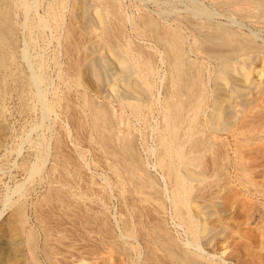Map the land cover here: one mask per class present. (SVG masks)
<instances>
[{
	"label": "rangeland",
	"instance_id": "374dc122",
	"mask_svg": "<svg viewBox=\"0 0 264 264\" xmlns=\"http://www.w3.org/2000/svg\"><path fill=\"white\" fill-rule=\"evenodd\" d=\"M52 1L53 0H23L25 6L23 4L22 8H13V16L11 15V20H14L12 22L15 23L13 25H15L17 28H15V32L18 30L16 33L17 37L15 36V39L17 38L15 48L17 49L14 51V58L16 59H14L15 61L12 69H14L18 74L21 73V75L24 74V76L27 75V77H34L35 75L40 79L36 77L38 80L34 81L35 84L34 82H31L19 90V88L14 87V84L11 82H9L8 85H3L0 76V264H76L74 262H77L81 258H85L83 261L85 260L84 262L86 263L89 262L88 264H95V262L96 264H145V258L150 249L151 254L154 252L152 254L154 258L157 256V260L153 258L154 264H180L166 257L162 250L156 249L150 244V235L148 230L152 224H161V226H164L163 228H165L166 231L169 230V234L175 238L179 246H183L185 250L187 252L190 251L189 253L191 254L196 251L195 253L197 254L195 255L199 256L204 262L205 260L206 263L210 261L207 264H264V215L259 216L254 214L256 210L264 209V128H262L264 127V21L262 18L257 16L254 10H252L253 5L249 2L247 3L244 0L223 5L222 3L220 4L221 0H145L146 2L144 0H115L119 9L118 12L121 15V19L122 16L124 19V21H122V27L125 29H123V34L125 31L123 37L125 38L122 37L123 39L121 38L120 41L122 42V40L125 39L127 43L129 42V46L131 47H139L140 45L142 48H145V51L149 52L153 56V60L155 61V63H153L155 65L154 74L156 73L155 75L153 74V80L155 83H152L151 91L144 86H137L139 82H136L135 85V87H139L142 94L145 93V95H142L143 102H145V104L143 103L145 105V109L143 110H147V119L149 121L144 122L142 117H139L140 119L137 118L138 116L134 117L130 109L128 110L127 107L119 103L121 101L115 98L112 92L113 88H115L114 83H109L114 87L110 85L108 87L107 83L100 82L98 79H96L97 77H95L94 73L92 72L91 68L102 63L99 65L101 67V71L103 69V71H106V73H103V71L102 73L105 75L106 79L108 78L109 82L112 81L113 74L109 75L108 73H113L119 67L125 65V63L120 65V63L123 61H121V57L114 45L107 43L110 45H105L102 47L103 49H101L102 53L104 52L103 55L105 56L106 54L105 61L107 62L110 59L113 61L107 62L109 67H113L112 69L108 67L107 69L109 70H107L106 64L97 58L96 50H99L100 46L98 47L97 44L94 45L95 42L92 43V41H89V44H87L86 41L84 49L87 52L91 51L92 53L88 54H93L95 56L91 55L87 58V60L84 59L85 62L80 59V61H83V64L78 60V58H81L80 56L82 53H78L77 56H75L77 58L79 55L77 58V61H79L77 70L80 69V72L78 71L79 74H77V79H80H78L79 81L76 79L75 75L77 86L75 81L72 80V74L66 73L67 68L64 63H70L71 57L69 62L68 58L66 59L68 54L66 53V50H64V29L68 28L69 25H74L76 27V23H80L81 26L79 27V24H77V28H82L81 23H83V18L81 21L80 18L82 16L80 17V15L82 14H80V0H63L64 7L62 8L63 10L59 20L62 23H55L54 20L50 18L49 3ZM85 3L90 6L89 14L91 16H96L100 13L101 8L99 0H85ZM156 3L157 5H154ZM160 8L163 10V12ZM141 12L144 14H151L150 16H152L161 25L167 27H180V29L183 30L180 31H182L181 33L184 36H186L184 38L187 46V56L197 63L196 65H199V67H197L202 71V80L203 82L205 81L204 85L207 87L205 89L209 93L207 95L208 98L206 99L207 102L205 110L201 116L200 122H203L202 127L204 128H201L202 131L205 132L204 134L207 136H214L215 138H212L216 140V144L214 143L215 146L214 149L212 148L213 150L211 149L206 152V158L204 159L206 175H204V180H202L201 183L207 180V185H200V183L196 185L193 193L194 195L192 197L195 196L194 198L197 197L198 199L195 200L192 198L191 202L189 203L190 205H188V210L190 211L191 209V212L194 211V215H197L196 218L198 217L197 221L199 222V226L195 233L196 238L194 239H198L199 241L191 240L195 235H192L187 229H185L186 227L182 225L181 222H179V219L172 211L173 208L169 198L170 184L168 177L163 173L164 170L161 168V166L157 164L158 152L155 145L156 137L154 135V131L152 132L151 126L155 123L152 121H156L159 117L158 104L156 102L162 97L166 85V79L164 77L166 73V71H164L166 70V61L163 58L162 52L160 51L159 44L152 40V38L141 34L136 29L138 24L137 22H139L144 15ZM189 20H192L193 22L190 23ZM213 21H217L223 25L226 24V26L229 27L231 26V28L233 27V29H238L237 31L244 34L249 33L246 35L251 36L255 42H257V44L259 43V45L263 47H261L259 50L260 52H249L247 55L240 54L239 56L235 57L234 60H232L230 65L228 64V67L226 66V68H223L220 66L224 69L222 70L218 66L219 64L215 59L211 58L210 56H206L207 53L205 54L204 51L202 53L200 49V52L198 49L193 50V46L195 45L197 47V44L199 43V39H197V31L201 27L199 24L203 23L202 25L206 24L208 26L209 22ZM31 22L34 24H31ZM57 25L60 27L58 26V28H56ZM203 27L204 26H202V28ZM95 28L97 31H99L98 27ZM89 45L92 47H89ZM190 46L193 49H191ZM23 51L26 55L23 54ZM114 52H116V54H114ZM115 56L119 59H116ZM75 57L74 59H76ZM92 57L93 60H91ZM89 58L90 61L88 60ZM95 60L98 61L95 62ZM81 64L82 67H80ZM78 75H80V77H78ZM232 76H235V79L234 77L232 78ZM134 79L137 80L138 77L135 75ZM160 79H162L161 82H159ZM71 81L74 82L72 83ZM219 81L222 82L220 83ZM78 82L80 83L78 84ZM224 82L225 85L222 84ZM98 84L100 86L99 88ZM216 86L219 89H217ZM110 87L112 90H110ZM108 92H112L110 94L112 96H110ZM213 93H216V96ZM68 94L70 95L69 99L64 96H69ZM83 94L86 95L84 97L91 98L94 103H98L100 101L101 103H108L110 111L112 109L114 112L113 113L111 111L112 114L116 115L115 118L117 123H119L116 125L118 129L122 125L120 129L125 131L128 125L130 129L129 132H127V135L131 136V131L133 132L136 147L135 150L137 153H139L144 166H146V170H148L147 172H149L148 174L151 175L150 178H152L153 182L157 184H155V186H159V188H157L160 191V199L156 193L155 197L146 200L147 202L153 201L151 204H149L150 202L147 203L145 201V203L144 200H141V198H139L140 195L131 189L132 184L123 180L125 178V174L117 173L116 170L112 169L111 164L108 162L109 159L102 153L103 151L101 150L100 146L98 147L99 143L94 139H88V127L85 124L87 118H83L87 116L86 113L88 111L83 106V100L80 99V97H83ZM108 95L110 97H108ZM156 95H158V97ZM62 96L65 97L64 100ZM62 101L64 102V105L66 104V106H61V104H63ZM68 102H75L78 104L79 108H77V105H74L75 103H73V105L76 108L72 104L71 106L73 108L71 106L67 107ZM148 104H150L149 107ZM227 106L229 107L228 109ZM62 107H67L65 109L66 111ZM221 107L222 109L220 110ZM78 109H80L79 112H83V115L78 112ZM224 110H230L231 112H225ZM76 111L78 112V115H75ZM220 112H225V116H223V118H219L218 113ZM73 114L78 116V118H81L82 116V118H74ZM79 114L81 115L80 117ZM72 116L73 118H71ZM221 118L222 120L218 122ZM82 119L84 120L82 126H86L85 130H82L84 128L80 129L82 124H80V122ZM120 119L122 122H120ZM76 120L77 122H75V124L73 121ZM239 120H247V124H255H252L253 126L250 124L249 126H251V128L247 127V129H249L247 131L244 129V127H242V124L245 125L246 123L242 121L240 122ZM221 122L223 123L220 124ZM77 125L79 127H77ZM258 125L262 126L259 127ZM74 126L77 130L79 129L77 133L82 134L85 132L82 134L83 136L76 134V129ZM240 127L244 130H241ZM253 127L254 129L257 127V129L254 130ZM246 133L250 134L247 135ZM259 133L261 138L258 135ZM256 136L259 138L257 139ZM89 140L92 141L89 142ZM91 142L93 144H90ZM217 143H220V145ZM97 147L100 149V152ZM59 148V153L61 154L62 152L64 156H61L63 154H57V149ZM216 152L217 154L214 156L213 153ZM224 154H226L227 157L226 155L224 156ZM57 155L61 157L66 156L65 158L68 160L63 158V161L62 158L59 159V156ZM207 155H210V158H208ZM222 155L225 158H221V160L220 157H223ZM56 159L57 161L59 160V163L55 161ZM227 161L228 164H226ZM56 162L59 166L61 164L64 166H56ZM67 162H69L70 165ZM213 162L214 164L220 163L218 166L219 168L217 167V164L216 166L213 165ZM222 162H224L225 166ZM212 165L213 167L211 169L210 167ZM64 167L67 169L74 168L77 169V171L79 170V177H71V169V172L68 171L67 174V179H70L71 181L64 179L61 180V174V177H59V174L55 169H64ZM50 169L55 171V173ZM60 171L61 169L59 170V173ZM212 171H216L215 174H212ZM50 173L51 176L48 177ZM54 174H57L58 179H56L57 177ZM53 176L56 177L54 178L56 181L58 180L57 182L59 184L55 182V179H52ZM120 176L122 178H120ZM217 176L219 180L216 182ZM117 177L119 181H117L118 179L116 180ZM221 177H223V179ZM72 178L75 181H72ZM51 179L53 181L50 183ZM210 179L213 180V182H210ZM66 181H68L70 184H68ZM76 181L77 183H75ZM115 181L116 183L120 182L119 184L121 185L117 186ZM122 181H124L126 184ZM209 182L212 183V186H210ZM60 184L67 190V196L72 193L70 196L75 203L72 204L73 206L75 205L81 208H84V206L85 208H90L92 206L91 210L94 212L95 217L97 216L99 220L96 217L94 218L93 222H90L89 224H83V222L79 219L76 220L73 216H69V211L65 209V206H58L56 202L44 201V198L48 195V192L51 190V188H54L53 186H60ZM213 184H216L214 185V188H212ZM73 186L75 187L73 188ZM201 186L203 188L206 187V190L204 189L205 191L200 192V190H203ZM197 190L200 193L197 192ZM68 191L71 192L69 193ZM75 192L76 194H74ZM133 192L136 193V196ZM198 193L200 195L202 193L201 198L203 199H200ZM193 200H195V202ZM40 202H42V204ZM88 204L92 205L89 206ZM155 205L158 206V208H156ZM40 208H44V212ZM45 209L48 211L46 212ZM45 213L46 215H49L48 221L44 223H47L46 226L47 228L49 227V231L50 228H54V232L51 229L50 232L53 233H50L49 236L55 234V237L54 235L53 237L50 236V243L54 242V244L51 243V245H54L55 249H53L54 247L52 246L51 249H48L49 247L47 248V246H45V241L48 244L49 240H46L44 227L41 226L44 225V223H40V219H38L40 214ZM37 214H39V216ZM54 215H56V217ZM49 217L52 219L56 227L50 225L53 223L50 222L51 220H49ZM141 218L143 222H141ZM73 219L76 224L72 221ZM154 220L155 222H153ZM139 221L144 224L142 225ZM48 223L51 227L48 225ZM126 225L130 227L134 225L135 227L133 226V228L135 230L132 231L133 228L131 227L132 230L127 233L125 231ZM143 226L145 228H143ZM103 227L105 230L107 229L106 232H104ZM56 230L59 232V234ZM56 232L57 235H60L61 233V236H63V238H61L62 243H59L61 240L59 241V236L56 237ZM133 232H135L134 235L131 234ZM62 233H65V236ZM98 240L100 242H98ZM197 245L199 247H196ZM56 246L58 248H56ZM195 247L198 248L200 252ZM66 249H68L69 252ZM152 249L154 250L152 251ZM54 250L57 251L54 252ZM58 250L60 251V255ZM91 250H93V253L89 255Z\"/></svg>",
	"mask_w": 264,
	"mask_h": 264
},
{
	"label": "bare ground",
	"instance_id": "6f19581e",
	"mask_svg": "<svg viewBox=\"0 0 264 264\" xmlns=\"http://www.w3.org/2000/svg\"><path fill=\"white\" fill-rule=\"evenodd\" d=\"M98 1V0H97ZM100 1V8H101V11L98 15H94V16H91L89 14V7L86 3H85V0H80L79 1V5H80V20L82 21V18H83V23H81L82 25V28H77V24H79V27L80 26V23H76V27L74 25H69L68 28L64 29L65 32H64V41H65V47H64V50H66V53L69 55H67L66 59L68 58V60L70 59L71 57V62L69 60L70 63H64V65L66 66L67 68V71L66 73L68 74H72L73 78L72 80L75 81V75H76V79H77V74L78 71L80 72V69H78V65H79V61L80 59H82L84 61L87 60L88 57H90L91 55L93 54H88V53H92L91 51L90 52H87L85 49H84V45H85V42L87 41V44H89L88 42L89 41H92L95 42V44L98 45V47L100 46V49L99 50H96L97 51V58L99 60H101V62H104L106 64V69L109 67V65L107 64L108 61H111V59L109 57L110 60H108L107 62L105 61V56L103 55L102 53V50L103 49L102 47H104L105 45H114L116 47V50L118 51V54L120 55L121 57V61H123L122 63H120V65L124 64V66H121L119 67L117 70H115L113 73L112 72H109L108 74L111 75L113 74V77H112V81L109 82L108 81V78L106 79L105 75L103 74L104 72L106 73V71H101V67L99 65L96 66V67H93L94 64H93V68L92 69V72L94 73L95 77H97L96 79H98L100 82H105L108 84V87H109V83L115 85V88H112L110 90H112L113 92V95L115 96L116 99H118L119 103H121L123 106L127 107L128 110L130 109L132 115L135 116H138L137 118L139 117H142V119H144L143 121L144 122H148L149 120L147 119V113L146 111H144L143 109H145V102H143V96L142 95H145V93L142 94L141 90L139 89L140 85L141 86H144L145 88L149 89L151 91V85L152 83L154 82L153 80V76L156 74H154V64L155 61L153 60V56L145 51L144 49L145 48H142L140 45L139 47H131L129 46V42L127 43L124 40H122V42L120 41L121 38L123 37V35L125 34V31H124V34H123V27H122V21H124L123 19V16H122V19H121V15L119 14L118 12V6H117V3L115 0H99ZM143 1V0H142ZM145 1V0H144ZM194 1V0H193ZM198 1V0H196ZM242 1V0H241ZM246 1L247 3H251L253 5V9L255 11V13L257 14V16H259L260 18L263 19L264 21V0H244ZM146 2V1H145ZM157 2V1H156ZM170 2V1H169ZM235 2H240V0H221L220 1V4L222 3L223 4H228V3H235ZM23 4L25 6V3H23V0H0V76H1V80H2V83L3 85L6 84L8 85L9 82H11L12 84H14V87H17L19 88V90L21 88H24L25 86H27L29 83L31 82H34L40 78H38V76H30V77H27L18 73L15 72L14 69H12L13 67V64H14V51H16L15 49V45H16V40L17 38L15 39V36L17 35V31L15 32V28L16 26L13 25L15 23H13L12 21L14 20H11V15L13 16L12 14V10L13 8H22L23 7ZM127 4V3H126ZM181 4V3H180ZM50 7H49V14H50V18H52L54 20V22H61L59 21L60 18H61V14H62V8L64 7L63 5V0H53L51 3H49ZM48 5V6H49ZM141 5V4H140ZM154 5H157L154 4ZM171 5V4H170ZM221 5V6H222ZM230 5V4H229ZM15 6V7H13ZM139 6V5H138ZM146 7V6H145ZM144 7V8H145ZM156 7V6H155ZM187 7V6H186ZM48 8V7H47ZM147 8V7H146ZM190 8V7H189ZM197 8V7H196ZM200 8V7H199ZM161 9V8H160ZM194 9V8H193ZM192 9V10H193ZM146 10V9H145ZM150 10V9H149ZM162 10V9H161ZM168 10V9H167ZM171 10V8H170ZM191 10V11H192ZM196 10V9H195ZM200 10V9H199ZM48 11V10H47ZM92 11V10H90ZM140 11V10H139ZM153 11V10H152ZM19 12V11H18ZM163 12V10H162ZM25 13V11H24ZM140 13V12H139ZM142 13V12H141ZM148 13V12H147ZM157 13V12H156ZM167 13V11H166ZM187 13V12H186ZM48 14V12H47ZM92 14V12H91ZM144 14V13H142ZM163 14V13H162ZM168 14V13H167ZM175 14V13H174ZM138 15V14H137ZM151 15V14H150ZM149 14H144L142 19H140L139 22H137V30L138 32H140L141 34L149 37V38H152V40H154L155 42H157L159 44V47H160V51L162 52V55H163V58L165 59L166 61V73H165V79H166V85H165V89H164V93L162 95V97L160 99L157 100V104H158V119L156 121H152V122H155L154 124H152V132L154 131V135H155V145H156V149H157V164H159L161 166V168L164 170V174L168 177V181H169V184H170V192H169V198H170V203L172 205V208H173V212L175 214V216L179 219V222L182 223V225H184L192 235H195L196 233V230L199 226V222L197 221L198 217L196 218V216L194 215V211L191 212V209L190 211L188 210V205H190L189 203L191 202V199L194 198L192 197L194 194V190H195V187L196 185H198V183H200V185H204L206 184L207 185V180L203 181V183H201L202 180H204V175H206L205 173V163H204V159L206 158V152H208L209 150H211L212 148L214 149V146L216 144V140L213 139L215 138L214 136H211V135H205L202 131V123L200 122V119H201V116L202 114L204 113V110H205V106H206V99L208 98L207 95L209 94L208 91L205 89L207 88L205 85H204V82H203V78H202V71L199 67V65H196L197 63H195L192 59H190L189 56H187V53H186V43H185V38L186 36H184L181 32L183 31L182 29L177 28V27H167V26H164V25H161L159 22H157L152 16H150ZM185 15V14H184ZM216 15V14H215ZM214 15V16H215ZM129 16V15H128ZM141 16V14H140ZM168 16V15H167ZM172 16V15H171ZM220 16V15H219ZM224 16V15H223ZM165 17V16H163ZM192 17V16H190ZM208 17V16H207ZM212 18V17H211ZM223 18V17H222ZM13 19V17H12ZM51 19V20H52ZM138 19V18H137ZM162 19V18H161ZM192 19V18H191ZM50 20V21H51ZM52 20V21H53ZM139 20V19H138ZM166 20V19H165ZM173 20V19H172ZM184 20V19H183ZM197 20V19H196ZM206 20V18H205ZM131 21V20H130ZM162 21V20H161ZM190 21V20H189ZM231 21V20H230ZM33 22V21H32ZM31 24H34L32 23ZM71 22V21H70ZM172 22V21H171ZM176 22V21H175ZM193 22L192 20L190 21V23ZM224 22V21H222ZM62 23V22H61ZM132 23V22H131ZM188 23V22H187ZM231 23V22H230ZM229 23V24H230ZM71 24V23H70ZM163 24V23H162ZM177 24V23H176ZM194 24V23H193ZM203 24V23H202ZM202 24H199L201 25L200 29H198L197 33H198V38L199 39V43L197 44V47L194 45V49L191 47V49L193 50H201L202 53L203 51L205 52V54L207 53L206 56H210L211 58L215 59L216 62H218V66H222L223 68L226 66L228 67V64L230 65V63L232 62V60H234L235 57L239 56L240 54H246L247 53L249 54V52H257L261 49V45H259V43L257 44V42H255V40L249 36V35H246V34H249V33H242V32H239L237 31L238 29H233V27L231 28V26H226L221 24V23H218L217 21L216 22H209L208 26L206 25H202ZM235 24V23H234ZM54 25V24H53ZM56 25V24H55ZM195 25V24H194ZM231 25V24H230ZM15 26V27H14ZM59 25H57L56 28H58ZM135 26V25H134ZM197 26V25H196ZM202 26H204L202 28ZM238 26V25H237ZM60 27V26H59ZM95 27H98L99 28V31L96 30ZM195 27V26H194ZM193 27V28H194ZM202 28V29H201ZM17 29V28H16ZM135 29V30H136ZM125 30V29H124ZM182 30V31H180ZM130 31V30H129ZM188 33V31H187ZM192 33V32H190ZM196 33V35H197ZM252 33V32H251ZM20 34V33H19ZM254 34V32H253ZM194 35V36H196ZM255 35V34H254ZM126 36V35H125ZM193 36V37H194ZM17 37V36H16ZM192 37V38H193ZM125 38V37H123ZM122 38V39H123ZM128 38V37H127ZM63 39V38H62ZM134 39V38H133ZM195 40V39H194ZM63 41V40H62ZM63 41V42H64ZM135 41V40H134ZM141 41V40H140ZM197 41V40H196ZM153 42V41H152ZM193 42V41H192ZM107 43H110V44H107ZM140 43V42H139ZM150 44V43H149ZM153 44V43H152ZM156 44V43H155ZM196 44V43H195ZM142 45V44H141ZM191 45V44H190ZM88 46V45H87ZM91 45H89L90 47ZM92 47V46H91ZM108 47V46H107ZM110 47V46H109ZM155 47V46H154ZM112 48V46H111ZM87 49V47H86ZM97 49V47H96ZM115 49V48H114ZM190 49V50H191ZM63 50V49H62ZM63 50V51H64ZM115 50V51H116ZM199 50V52H200ZM62 51V52H63ZM114 51V50H113ZM116 51V52H117ZM116 52H114V54H116ZM196 52V51H195ZM260 52V51H259ZM81 54L82 55L80 56L81 58H78L79 55H78V60L77 61V58L75 56H77V54ZM198 53V52H196ZM18 54V53H17ZM23 54L24 51H23ZM108 54V53H107ZM158 54V52H157ZM26 55V54H25ZM66 55V54H65ZM109 55V54H108ZM254 55V54H253ZM21 56V55H20ZM95 56V55H93ZM245 56V55H244ZM24 57V56H23ZM65 57V56H64ZM74 57L76 59H74ZM116 57V56H115ZM118 57H116L117 59ZM201 58V57H200ZM208 58V57H207ZM240 58V57H239ZM242 58V57H241ZM246 58V57H245ZM96 59V57H95ZM119 59V58H118ZM162 59V58H161ZM67 60V61H68ZM90 61V58L88 59ZM93 60V57L92 59ZM107 60V59H106ZM113 60V59H112ZM160 60V59H158ZM163 60V59H162ZM200 60V59H199ZM205 60V59H204ZM238 60V59H237ZM17 61V60H16ZM83 61H80V63H82ZM88 61V62H89ZM98 61V60H95V62ZM154 61V62H153ZM248 61V60H246ZM85 62V61H84ZM94 62V63H95ZM100 62V61H99ZM113 62V61H111ZM92 63V62H91ZM103 63V64H104ZM119 63V62H118ZM160 63V62H159ZM203 63V62H202ZM69 64V65H68ZM83 64V63H82ZM82 64L80 67H82ZM90 64V62H89ZM98 64V63H97ZM95 64V65H97ZM111 64V63H110ZM200 64V63H199ZM88 65V64H87ZM113 65V64H111ZM116 65V64H115ZM207 65V64H206ZM90 66V65H89ZM104 66V65H103ZM114 66V65H113ZM198 66V67H197ZM201 66V65H200ZM86 67V66H85ZM105 67V66H104ZM117 67V66H115ZM211 67V66H210ZM213 67V66H212ZM216 67V66H215ZM89 68V67H88ZM87 68V69H88ZM103 68V67H102ZM111 68V67H109ZM113 68V67H112ZM111 68V69H112ZM156 68V67H155ZM221 68V67H220ZM219 68V69H220ZM223 68H221L222 70H224ZM22 69V68H21ZM90 69V68H89ZM217 69V68H216ZM218 69V70H219ZM228 69V68H227ZM14 70V71H13ZM109 70V69H107ZM159 70V69H158ZM226 70V69H225ZM247 70V69H246ZM91 71V70H90ZM163 71V72H164ZM108 72V71H107ZM210 72V71H209ZM233 72V71H232ZM65 73V72H64ZM158 73V72H157ZM207 73V72H206ZM229 73V72H228ZM30 74V73H29ZM107 74V75H108ZM154 74V75H153ZM231 74V72H230ZM247 74V73H246ZM32 75V74H31ZM93 75V74H92ZM135 75L138 77L137 80L134 79ZM163 75V74H162ZM231 76V75H230ZM38 79H37V78ZM78 77H80V75H78ZM94 77V76H93ZM234 77L235 79V76H232V78ZM163 78V76H162ZM225 78V77H224ZM237 78V77H236ZM79 79V78H78ZM77 79V80H78ZM158 79V78H156ZM244 79V78H243ZM71 80V78H70ZM76 80V81H77ZM80 80V79H79ZM78 80V81H79ZM95 80V79H94ZM162 79H160L159 82H161ZM226 80V78H225ZM73 81V82H74ZM75 81V83H76ZM236 81V80H235ZM72 82V81H71ZM70 82V83H71ZM72 82V83H73ZM92 82V81H91ZM136 82L139 84H137V86L139 87H135L136 85ZM220 82V81H219ZM222 82V81H221ZM220 82V83H221ZM238 82V81H237ZM40 83V81H39ZM75 83H74V86H75ZM80 82H78L79 84ZM155 83V82H154ZM207 83V82H206ZM33 84V83H32ZM35 84V82H34ZM103 84V83H102ZM106 84V85H107ZM160 84V83H159ZM163 84V83H162ZM225 85V82L222 83ZM221 84V85H222ZM38 85V84H37ZM94 85V84H93ZM223 85V87H224ZM239 85V84H238ZM246 85V84H244ZM35 86V85H34ZM76 86H77V83H76ZM102 86V85H101ZM110 86H113V85H110ZM212 86V85H211ZM6 87V86H5ZM38 87V86H36ZM99 84H98V88H99ZM104 87V86H103ZM107 87V86H106ZM114 87V86H113ZM142 87V88H144ZM217 87V86H216ZM237 87V86H236ZM215 88V87H214ZM40 89V88H39ZM216 89V88H215ZM217 89H219L217 87ZM247 89V88H246ZM98 90V89H97ZM226 90V89H225ZM264 90V89H263ZM27 91V90H26ZM216 91V90H215ZM214 91V92H215ZM222 91V90H221ZM230 91V90H229ZM237 91V90H236ZM241 91V90H240ZM111 92V93H112ZM147 92V91H146ZM242 92V91H241ZM240 92V93H241ZM111 93L108 92V94L110 95ZM219 93V91H218ZM212 94V92H211ZM215 94L216 96V93H213ZM239 94V92H238ZM39 95V94H38ZM69 95V94H68ZM112 96V95H110ZM222 95V94H221ZM259 95V94H258ZM66 98H70V95L69 96H66L64 95ZM64 96H62L63 100H64ZM81 96V95H80ZM86 95L83 94V97L80 99L83 100V106L86 108V110L88 111L86 114L87 116L86 117H83L84 119H86V126L88 127V130H87V134L89 135L88 139L91 138L92 140L94 139L95 141H97L99 143L98 147L100 146L101 150L103 151L102 153L109 159V163L111 164L112 166V169L113 170H116L117 173H120V174H125V178L123 179L124 181L132 184V188L137 194L140 195L139 198H141V200H144V202L148 199H151L153 197H155L156 193L158 194V197H159V186H155L156 183L153 182V179L150 178L151 175H149L147 172L148 170H146V166H144V163L142 162V159L139 155V153L136 152L135 150V141H134V136H133V132L131 131L132 135L129 136L127 135V132H129V127L127 125H125L126 129L125 131L124 130H121L120 128L118 129L117 128V120L115 118L116 115H113L112 112L113 110L109 109V104L108 103H104L101 101L100 102H96L94 103L93 100H91V98H87V97H84ZM158 97V95H156ZM107 97V96H106ZM113 98V97H112ZM61 99V98H60ZM72 99V98H71ZM220 99V98H219ZM247 99V98H246ZM62 100V99H61ZM67 100V99H66ZM80 100V101H82ZM107 100V98H106ZM111 100V98H110ZM252 100V99H251ZM258 100V99H257ZM69 101V100H67ZM66 101V102H67ZM73 101V100H72ZM113 101V99H112ZM209 101V100H208ZM247 101V100H246ZM63 102V101H62ZM65 102V103H66ZM71 102V101H70ZM68 102V106H71V104L73 105V103H70ZM150 102V101H149ZM70 103V105H69ZM144 103V104H143ZM225 104V103H224ZM251 104V103H250ZM75 106L77 105V108L78 107V104H74ZM73 105V106H74ZM81 105V104H79ZM153 105V104H152ZM61 106H66V104L64 105V102L63 104H61ZM74 106V107H75ZM120 106V105H119ZM147 106V105H146ZM150 106V104H148V107ZM154 106V105H153ZM210 106V105H209ZM46 107V106H45ZM67 107H62L64 108V110L67 108ZM72 107V106H71ZM70 107V108H71ZM82 107V106H81ZM112 107V106H111ZM110 107V108H111ZM121 107V106H120ZM264 107V106H263ZM73 108V107H72ZM71 108V109H72ZM76 108V107H75ZM74 108V109H75ZM207 108V107H206ZM219 108V107H218ZM217 108V110H218ZM226 108V107H225ZM229 107L227 106V109ZM70 109V110H71ZM152 109V108H151ZM222 109V107L220 108V110ZM232 109V108H231ZM82 110V109H81ZM85 110V111H86ZM219 110V111H220ZM260 110V109H259ZM66 111V110H65ZM80 111V109H78V112ZM216 111V110H215ZM225 111V110H224ZM229 113L231 112L230 110H228ZM227 110L225 112H228ZM78 112L76 111V114L75 115H78ZM224 112V113H225ZM255 112V111H254ZM80 114H82L81 112H79ZM114 113V112H113ZM223 112L221 113H218L219 115V118L223 116H225ZM79 114V117L81 116ZM85 114V113H84ZM116 114V113H115ZM228 114V113H227ZM232 114V113H231ZM230 114V115H231ZM264 114V113H263ZM74 116V118H78V116ZM83 115V114H82ZM119 115V114H118ZM149 115V114H148ZM213 115V114H212ZM228 115V116H230ZM248 115V114H247ZM73 116L71 118H73ZM125 116V115H123ZM245 116V115H243ZM255 116V115H254ZM119 117V116H118ZM117 117V118H118ZM126 117V116H125ZM206 117V116H204ZM227 117V116H226ZM262 117V116H261ZM82 118V116H81ZM81 118H78V119H81ZM120 118V117H119ZM122 118V117H121ZM209 118V116H208ZM222 118L218 121L220 122L222 120ZM228 118V117H227ZM247 118V117H246ZM245 118V119H246ZM70 119V118H69ZM77 119V120H78ZM125 119V118H124ZM140 119V118H139ZM149 119H150V116H149ZM204 119V118H203ZM210 119V118H209ZM230 119V118H229ZM242 119L244 120V118L242 117ZM248 119V118H247ZM76 121H73L74 123L77 122ZM83 119L82 121L80 122L81 126H80V129L81 128H84L82 130H85V127L86 126H82L83 125ZM119 121V120H118ZM240 121V120H239ZM242 121V120H241ZM240 121V122H241ZM247 120L245 121H242L244 123H246L245 125L242 124L244 127L245 130H249L247 129V127H250L253 126L255 123H250L251 126H249L250 124L246 122ZM120 122L121 119H120ZM124 122V121H123ZM128 122V121H127ZM227 122V120H226ZM229 122V121H228ZM239 122V123H240ZM253 122V121H251ZM262 122V121H261ZM205 123V121H204ZM223 122H221L220 124H222ZM76 124V123H75ZM79 124V125H80ZM122 124V123H120ZM124 124V123H123ZM146 124V123H145ZM230 124V123H229ZM218 125V124H217ZM220 126V125H219ZM256 126V125H255ZM254 126V127H255ZM259 127L262 126V125H258ZM77 127H79L77 125ZM202 127V128H201ZM214 127H215V123H214ZM253 127V129H254ZM258 127V128H259ZM75 128V126H74ZM264 128V127H262ZM76 129V128H75ZM87 129V128H86ZM207 129V128H206ZM215 129V128H214ZM213 129V130H214ZM216 129H217V126H216ZM215 129V130H216ZM220 129V128H219ZM241 129V127H240ZM243 129V128H242ZM241 129V130H242ZM243 129V130H244ZM257 129V127L255 128ZM254 129V130H255ZM260 129V128H259ZM258 129V130H259ZM74 130V129H73ZM79 130V129H78ZM78 130L76 129V134H80V133H77ZM89 131V132H88ZM231 131V130H230ZM239 131V130H238ZM251 131V130H250ZM249 131V132H250ZM82 132V131H81ZM216 132V131H215ZM244 132V131H243ZM256 132V131H255ZM254 132V133H255ZM258 132V131H257ZM260 132V131H259ZM85 133V132H84ZM82 133V134H84ZM240 133V132H239ZM253 133V134H254ZM261 133H262V130H261ZM80 134V135H82ZM129 134V133H128ZM241 134V133H240ZM245 134V133H244ZM243 134V135H244ZM247 134V133H246ZM250 134V133H249ZM247 134V135H249ZM237 135V134H236ZM260 136V133L258 134ZM83 136V135H82ZM86 136V134H85ZM81 137V136H80ZM87 137V136H86ZM213 137V138H212ZM79 138V137H78ZM238 138V137H237ZM246 138V136H245ZM252 138V137H251ZM257 138V136H256ZM259 138V137H258ZM257 138V139H258ZM261 138V136H260ZM82 139V138H81ZM85 139V138H84ZM254 139V138H253ZM83 140V139H82ZM92 140H89L92 141ZM248 140V139H247ZM85 141V140H84ZM240 141V140H238ZM57 142V140H56ZM60 142V141H58ZM94 142V141H93ZM87 143V142H86ZM215 143V144H214ZM61 144V143H60ZM89 144V143H88ZM90 144H93L92 142ZM218 145H220V143H217ZM217 145V146H218ZM222 145V144H221ZM56 146V145H55ZM58 146V145H57ZM89 146V145H88ZM93 146V145H92ZM59 147V146H58ZM56 147V148H58ZM97 147V149H99ZM55 148V150H56ZM220 148V147H219ZM224 148V147H223ZM212 149V150H213ZM222 149V147H221ZM58 152L57 154L59 153V149H57ZM225 150V149H224ZM216 151V149H215ZM223 151V150H222ZM96 152V151H95ZM99 152H100V149H99ZM225 152V151H224ZM210 153V152H209ZM60 154V153H59ZM61 154H63L61 152ZM60 154V155H61ZM102 154V155H103ZM208 154V153H207ZM214 156L216 153H213ZM212 155V153H211ZM221 155V154H219ZM226 154H224L225 156ZM59 156V155H57ZM56 156V157H57ZM61 156H64L61 155ZM59 156V159L63 158L66 159L65 157H61ZM213 156V157H214ZM223 156V155H222ZM220 157L221 158H225V157ZM208 158H210V155L208 156ZM227 157V155H226ZM212 158V157H211ZM213 159V158H212ZM68 160V159H66ZM217 160V159H216ZM219 160V158H218ZM222 160V159H221ZM57 161V159L55 160ZM64 161V160H63ZM70 161V159H69ZM211 161V159H210ZM209 161V162H210ZM215 161V159H214ZM59 163V160L57 161ZM56 162V166L58 165ZM61 162V161H60ZM226 162V161H225ZM63 163V162H61ZM69 163V162H67ZM66 163V164H67ZM108 163V165H109ZM224 164V162H222ZM54 164V163H53ZM73 164V163H72ZM207 164V162H206ZM217 164V167L219 166L218 163ZM216 164H214L213 162V165L216 166ZM228 164V161L227 163ZM63 165V164H61ZM60 165V166H61ZM68 165V164H67ZM70 165V163H69ZM68 165V166H69ZM75 165V164H74ZM210 165V164H209ZM213 165L210 167L212 169ZM237 165V164H236ZM54 166V165H53ZM52 166V167H53ZM59 166V165H58ZM59 166V167H60ZM64 166V165H63ZM61 166V167H63ZM72 166V165H71ZM110 166V167H111ZM208 166V165H206ZM225 166V164H224ZM227 166V165H226ZM238 166V165H237ZM67 167V166H66ZM66 167H64V169L62 168H59V170L61 169L60 173H59V170L58 169H55L57 171V173L59 174V177L62 176L61 180L64 179V180H70V179H67V174H68V171L71 172V169H67ZM73 167V166H72ZM77 167V165H76ZM75 167V168H76ZM80 167V166H79ZM66 168V169H65ZM219 168V167H218ZM217 168V169H218ZM222 168V167H221ZM52 169V168H51ZM50 169V170H51ZM79 169V168H78ZM240 169V168H239ZM112 170V172H113ZM208 170V169H207ZM52 171V170H51ZM50 171V172H51ZM79 171V170H78ZM77 171V169H72V173H71V177H76L78 176V174H80L79 172ZM211 171V170H210ZM209 171V172H210ZM217 171V170H216ZM215 171V172H216ZM223 171V170H222ZM55 173V171H52ZM214 171H212V174H215V172L213 173ZM49 173V172H48ZM47 173V174H48ZM114 173V172H113ZM218 173V172H217ZM61 174V176H60ZM118 174V175H120ZM211 174V173H210ZM55 175V174H54ZM209 175V173H208ZM217 175V174H216ZM221 175V174H220ZM51 176V173L49 174L48 177ZM57 177V174L55 175ZM53 176L52 179H55L56 177ZM114 176V175H113ZM116 176V175H115ZM162 176V175H161ZM165 176V177H166ZM55 177V178H54ZM79 177V176H78ZM76 177V178H78ZM123 177V175H122ZM120 176V178H122ZM164 177V176H163ZM162 177V178H163ZM70 178V177H69ZM210 178V177H209ZM223 179V177H221ZM50 180V183L51 181L53 180ZM58 179V177L56 178ZM55 179V182H57ZM73 179V178H72ZM118 179V177L116 178V180ZM206 179V178H205ZM208 179V178H207ZM216 179V178H215ZM60 180V178H59ZM79 180V179H78ZM214 180V178H213ZM213 180L210 179V182ZM217 180H219L218 176H217V179H216V182ZM226 180V179H225ZM71 181V180H70ZM72 181H75L74 179ZM119 181V179L117 180ZM122 181V182H124ZM163 181V180H162ZM221 181V180H220ZM68 183V181H66ZM79 182V181H78ZM121 182V183H122ZM206 182V183H204ZM209 182V183H210ZM224 182V181H223ZM222 182V184H223ZM58 183V182H57ZM65 183V182H63ZM77 183V181L75 182ZM74 183V185H75ZM116 183V181H115ZM120 182H117L116 185L117 186H120L121 184H119ZM125 183V182H124ZM164 183V182H163ZM162 183V184H163ZM215 183V182H214ZM219 183V181H218ZM59 184V183H58ZM66 184V183H65ZM64 184V186H65ZM70 184V183H68ZM67 184V185H68ZM126 184V183H125ZM124 184V186H125ZM129 184V185H130ZM212 183H210V186ZM221 184V185H222ZM73 185V184H72ZM78 185V184H77ZM157 185V184H156ZM159 185V184H158ZM204 185V186H206ZM214 185L216 184H213V187L214 188ZM70 186V185H69ZM123 186V185H122ZM121 186V187H122ZM54 188H51V190L48 192V195L44 198V201H47V202H56L58 204V206H62L64 207L65 206V209L68 212V215L70 216H73L76 220L79 219L80 221L83 222V224H89L90 222H93L95 215H94V212H92V206L90 208H81L79 206H73L72 204L74 203L73 202V199L71 198V194L69 196L66 195L67 193V190L65 189V187L63 188L62 185L60 184V186H53ZM71 187V186H70ZM75 186H73L74 188ZM78 187V186H77ZM128 187V185H127ZM125 187V188H127ZM197 187H200V186H197ZM208 187V186H207ZM216 187V186H215ZM219 187V185H218ZM50 188V187H49ZM124 188V189H125ZM201 188L203 190H200L201 191H205L206 190V187H202ZM69 189V188H68ZM71 189V188H70ZM78 189V188H77ZM120 189V188H119ZM122 189V188H121ZM130 189V190H131ZM161 189V188H160ZM205 189V190H204ZM211 189V188H210ZM74 190V189H73ZM208 190V188H207ZM77 191V190H76ZM79 191V189H78ZM209 191V190H208ZM207 191V192H208ZM69 192V191H68ZM71 192V191H70ZM69 192V193H70ZM82 192V191H81ZM123 192V190H122ZM197 192H199L197 190ZM196 192V193H197ZM199 192V193H200ZM90 193V192H89ZM134 193V192H133ZM136 193L135 196H136ZM198 193V194H199ZM76 194V192L74 193ZM197 194V195H198ZM206 194V192H205ZM128 195V193H127ZM126 195V197H127ZM161 195V194H160ZM167 195V194H166ZM202 195V193H201ZM201 195L199 194L200 196V199H203L201 198ZM67 196V197H66ZM80 196V195H79ZM138 196V195H137ZM204 196V195H203ZM157 197V196H156ZM162 198V197H161ZM167 198V197H166ZM168 198V199H169ZM138 199V198H137ZM160 199V197H159ZM158 199V201H159ZM195 200L198 199L197 197L194 198ZM141 200H140V204H141ZM156 200V199H155ZM195 200H193L195 202ZM130 201V200H129ZM136 201V200H134ZM139 201V199H138ZM157 201V202H158ZM164 201V199H163ZM43 202V201H42ZM42 202H40L42 204ZM147 202V201H146ZM145 202V203H146ZM150 202V203H149ZM147 203L151 204L152 202L149 201ZM156 202V201H155ZM129 203V202H128ZM127 203V204H128ZM135 203V202H134ZM137 203V202H136ZM159 203V202H158ZM157 203V205H158ZM55 204V203H54ZM75 204V203H74ZM78 204V203H77ZM80 204V203H79ZM139 204V203H138ZM139 204V205H140ZM89 205V204H88ZM87 205V206H88ZM92 205V204H90ZM89 205V206H90ZM136 205V204H135ZM147 205V204H146ZM161 205V204H160ZM40 206V205H39ZM80 206H83V205H80ZM133 206V205H132ZM142 206V205H141ZM149 206V205H147ZM151 206V205H150ZM156 206V205H155ZM191 206H192V203H191ZM45 207V206H44ZM136 207V206H135ZM146 207V206H145ZM150 208V207H149ZM156 208H158V206H156ZM155 208V209H156ZM191 208V207H189ZM38 209V208H37ZM42 209V208H40ZM44 209V208H43ZM42 209V211H43ZM64 209V211H65ZM69 209V210H68ZM63 210V209H62ZM136 210V209H135ZM140 210V209H139ZM153 210V209H152ZM41 211V212H42ZM46 211V209H45ZM48 211V210H47ZM46 211V212H47ZM142 211V210H141ZM149 211V210H148ZM44 212V211H43ZM52 212V211H51ZM61 212V211H60ZM140 212V211H138ZM146 212V211H145ZM40 213V211H39ZM50 213V212H49ZM65 213V212H64ZM98 213V212H97ZM95 213V214H97ZM136 213V212H135ZM142 213V212H141ZM151 213V211H150ZM54 214V213H52ZM67 214V212H66ZM133 214V213H132ZM139 214V213H138ZM149 214V213H148ZM159 214V213H158ZM196 214V213H195ZM254 214H257V215H264V209H258L255 211ZM39 216V214H37ZM36 215V216H37ZM48 215L45 214H40L39 218L40 219V223H44V222H47L48 221ZM137 215V214H136ZM142 215V214H140ZM145 215V214H144ZM155 215H156V212H155ZM53 216V215H52ZM56 217V215H54ZM153 216V215H152ZM71 217V218H73ZM140 217V216H139ZM138 217V218H139ZM142 217V216H141ZM145 217V216H144ZM151 217V216H150ZM164 217V216H163ZM70 218V219H71ZM101 218V217H100ZM147 218V216H146ZM154 218V217H153ZM152 218V219H153ZM166 218V217H165ZM60 219V218H58ZM98 219V217H97ZM97 219H95L96 221H98ZM161 219V218H160ZM167 219V218H166ZM49 220H51L50 222L53 223L52 219L49 217ZM62 220V219H61ZM60 220V221H61ZM159 220V219H158ZM162 220V219H161ZM74 223V219L72 220ZM101 221V220H100ZM99 221V222H100ZM152 221V220H151ZM163 221V220H162ZM166 221V220H165ZM164 221V222H165ZM104 222V221H103ZM127 222V221H125ZM131 222V221H130ZM140 222V221H139ZM141 222L142 221V218H141ZM140 222V223H141ZM150 222V221H148ZM155 222V220L153 221ZM152 222V223H153ZM161 222V221H160ZM56 223V222H55ZM59 223V222H58ZM62 223V222H60ZM98 223V222H97ZM96 223V224H97ZM105 223V222H104ZM128 223V222H127ZM158 223V221H157ZM47 223H44V225H41L44 227V231H45V237H46V240H49V243L47 244L46 241H45V246H47L48 249H51L52 247H54V245H51L50 243V236L49 234L50 233H53L54 232V228H50V231L51 229L53 230V232H50L49 231V227L47 228L46 226ZM57 224V223H56ZM72 224V223H71ZM76 224V223H75ZM82 224V223H81ZM92 224V223H91ZM90 224V225H91ZM138 224V223H137ZM142 225L144 223H141ZM151 224V223H149ZM49 225V223H48ZM50 225H54L53 224H50ZM49 225V226H50ZM79 225V224H77ZM103 225V224H102ZM131 225V224H129ZM181 225V224H180ZM74 227H76L75 225H73ZM124 226V225H123ZM134 226V225H133ZM133 226H131L133 228ZM145 226V225H144ZM143 226V228H145ZM51 227V226H50ZM56 227V226H55ZM80 227V226H78ZM82 227V226H81ZM90 227V226H89ZM88 227V228H89ZM99 227V226H98ZM97 227V228H98ZM101 227V226H100ZM110 227V226H109ZM130 226L126 225L125 226V231L128 233L130 232L132 229H131ZM135 227V226H134ZM149 227V226H148ZM164 226H161V224H152L150 227H149V235H150V244L153 245L156 249H160L162 250V252L164 253V255L172 260H174L175 262L177 263H180V264H207L209 262L206 263V260L205 262L199 257V256H196L195 254L197 253H189L185 250V248L179 246V244L177 243V241L175 240V238L173 236H171L168 232L165 230V228H163ZM166 227V226H165ZM77 228V227H76ZM75 228V229H76ZM83 228V227H82ZM108 228V226H107ZM124 228V227H123ZM201 228V227H200ZM64 229V228H63ZM63 229H62V232H63ZM79 229V228H77ZM94 229V227H93ZM102 229V228H101ZM111 229V228H110ZM137 229V228H136ZM184 229V228H183ZM204 229V228H203ZM81 230V228H80ZM96 230V229H95ZM100 230V229H99ZM98 230V231H99ZM103 230L104 232L107 231V229L105 230V228L103 227ZM135 229L133 228L132 231H134ZM57 231V230H56ZM109 231V229H108ZM112 231V230H110ZM186 231V230H185ZM58 232V231H57ZM57 232H56V235H57ZM61 232V231H60ZM65 232V231H64ZM81 232V231H80ZM101 232V230H100ZM108 233V232H107ZM106 233V234H107ZM110 233V232H109ZM135 232L131 233L134 235ZM137 233V231H136ZM139 233V232H138ZM59 234V232H58ZM63 234V233H62ZM65 234V233H64ZM63 234V235H64ZM105 234V233H104ZM130 234V235H131ZM54 237H55V234H53ZM53 235L51 237H53ZM76 235V234H75ZM103 235V234H102ZM112 235V234H110ZM59 236V237H58ZM65 236V235H64ZM101 236V235H100ZM106 236V235H105ZM31 237V236H30ZM56 237L59 238V241L61 240V238H63V236H61V233L60 235H57ZM85 237V236H84ZM113 237V236H112ZM32 238V237H31ZM79 238V237H77ZM102 238V236H101ZM107 238V237H105ZM111 238V237H110ZM196 238V235L193 237V239L191 240H197L199 241L198 239H194ZM65 239V238H64ZM69 239V238H68ZM99 239V238H98ZM103 239H104V236H103ZM109 239V238H108ZM71 240V239H69ZM83 240V239H82ZM111 240V239H110ZM190 240V241H191ZM32 241V239H31ZM84 241V240H83ZM103 241V240H102ZM113 241V240H112ZM33 242V241H32ZM72 242V241H71ZM98 242H100L98 240ZM193 242V241H192ZM58 243V242H56ZM55 243V245H56ZM59 243H62V240L59 242ZM47 244V245H46ZM54 244V242L52 243ZM68 244V243H67ZM50 245V246H49ZM61 245V244H60ZM63 245H64V242H63ZM79 245V244H78ZM52 246V247H51ZM80 246V245H79ZM78 247V246H77ZM84 247V246H83ZM119 247V246H118ZM196 247H199L198 245ZM195 247V248H196ZM45 248V247H43ZM46 248V249H47ZM56 248H58L56 246ZM64 248V247H63ZM76 248V247H75ZM95 248V247H94ZM55 249V247L53 248ZM60 249V248H59ZM81 249V248H80ZM148 249V248H147ZM198 249V248H196ZM68 250V249H66ZM82 250V249H81ZM86 250H89V249H86ZM94 250V249H93ZM93 250L90 251V254L93 253ZM97 250V249H95ZM154 249H152L153 251ZM202 250V249H201ZM53 251V250H52ZM51 251V252H52ZM57 251V250H54V252ZM192 251V250H191ZM198 251L200 252V250L198 249ZM197 251V252H198ZM204 251V250H203ZM53 252V253H54ZM60 251L58 250V253ZM69 252V250H68ZM71 252V251H70ZM73 252V250H72ZM96 252V251H95ZM62 253V252H61ZM65 253V252H64ZM154 252H152L153 254ZM202 253V252H201ZM66 254V253H65ZM72 254V253H70ZM69 254V255H70ZM95 254V253H94ZM151 254V249L150 251H148L147 255H146V258H145V261L146 263L145 264H154L153 263V258L154 256ZM60 255V253H59ZM64 255V254H62ZM61 255V256H62ZM68 255V256H69ZM83 255V254H82ZM81 255V257H82ZM155 255V254H154ZM56 256H57V253H56ZM72 256V255H71ZM84 256V255H83ZM79 257V256H78ZM90 257V256H89ZM96 257V256H95ZM157 258V256H156ZM154 258V259H156ZM75 259V258H73ZM80 259V258H78ZM82 259V260H81ZM80 260H78L77 262H74L76 264H88L86 262L83 261V259L85 258H81ZM99 259V258H97ZM207 259V258H206ZM72 260V258H71ZM88 260V259H87ZM157 260V259H156ZM66 261V260H65ZM64 261V262H65ZM74 261V260H73ZM76 261V260H75ZM91 261V260H90ZM159 261V259H158ZM162 261V260H161ZM160 261V262H161ZM68 262V261H67ZM66 262V263H67ZM92 262V261H91ZM90 262V263H91ZM95 262V261H94ZM159 263V262H158ZM94 264V263H93ZM96 264V262H95ZM160 264V263H159ZM211 264V263H210Z\"/></svg>",
	"mask_w": 264,
	"mask_h": 264
}]
</instances>
